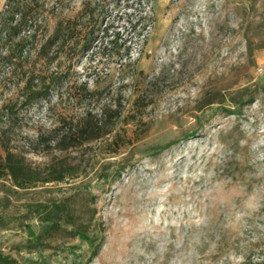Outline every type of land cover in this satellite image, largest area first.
<instances>
[{
  "label": "rangeland",
  "instance_id": "374dc122",
  "mask_svg": "<svg viewBox=\"0 0 264 264\" xmlns=\"http://www.w3.org/2000/svg\"><path fill=\"white\" fill-rule=\"evenodd\" d=\"M6 150L32 171L0 176L13 264H264V0H0Z\"/></svg>",
  "mask_w": 264,
  "mask_h": 264
},
{
  "label": "trees",
  "instance_id": "16d2710c",
  "mask_svg": "<svg viewBox=\"0 0 264 264\" xmlns=\"http://www.w3.org/2000/svg\"><path fill=\"white\" fill-rule=\"evenodd\" d=\"M140 18H142V16L139 15L136 21ZM128 22L131 27H134V23H132L131 19ZM142 29H145L144 25ZM118 32L119 31H116L114 33V36L110 39V43L117 44V41L120 39L121 41H119L118 44L124 42L125 39L121 38ZM24 45L25 44L20 46V53ZM29 93L33 98L44 96L47 93V87H43L41 90L31 88ZM119 114L120 110L118 108L110 109L109 111L102 109L99 117L90 111H86L81 119L75 123L69 124L57 133L55 137V146L59 149H67L70 146L80 144L84 141L110 134L113 130L114 119H116ZM111 142L116 143L117 146L123 144L118 141V135H114ZM56 172L57 175L47 180L63 178L64 175L62 170L59 169ZM31 173L32 171L25 166L23 160L15 156L11 151L6 150L4 156L0 153V176L9 175L18 185H23L30 179L29 175ZM0 264H13V260L8 255L0 254Z\"/></svg>",
  "mask_w": 264,
  "mask_h": 264
}]
</instances>
